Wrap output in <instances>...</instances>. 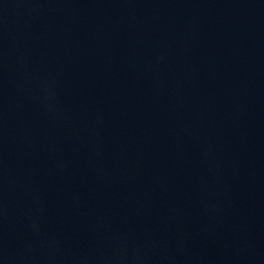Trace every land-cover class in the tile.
Returning a JSON list of instances; mask_svg holds the SVG:
<instances>
[{
	"label": "water",
	"instance_id": "95a60500",
	"mask_svg": "<svg viewBox=\"0 0 264 264\" xmlns=\"http://www.w3.org/2000/svg\"><path fill=\"white\" fill-rule=\"evenodd\" d=\"M0 264H264V0H0Z\"/></svg>",
	"mask_w": 264,
	"mask_h": 264
}]
</instances>
